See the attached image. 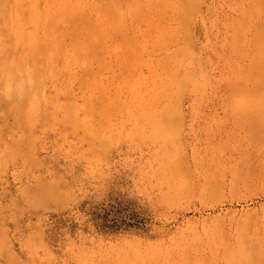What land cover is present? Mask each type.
Returning <instances> with one entry per match:
<instances>
[{
	"label": "rangeland",
	"instance_id": "obj_1",
	"mask_svg": "<svg viewBox=\"0 0 264 264\" xmlns=\"http://www.w3.org/2000/svg\"><path fill=\"white\" fill-rule=\"evenodd\" d=\"M109 1L0 0V264H264V0Z\"/></svg>",
	"mask_w": 264,
	"mask_h": 264
},
{
	"label": "bare ground",
	"instance_id": "obj_2",
	"mask_svg": "<svg viewBox=\"0 0 264 264\" xmlns=\"http://www.w3.org/2000/svg\"><path fill=\"white\" fill-rule=\"evenodd\" d=\"M78 1V0H77ZM109 1V0H108ZM111 2H112V0H110ZM109 1V2H110ZM178 1V0H177ZM180 1V0H179ZM101 2V1H100ZM102 2H104V1H102ZM107 2V1H106ZM181 3H179V2H174L176 5H182V4H184V6L182 7V8H185V9H187L188 11H189V9H190V7H191V10L190 11H193L194 10V3L192 2V1H190L189 2V0H182V1H180ZM1 3V2H0ZM69 3V2H68ZM82 3V2H81ZM99 3V2H98ZM264 3V2H263ZM75 4H78V3H75ZM85 4V3H84ZM109 4V3H108ZM108 4H106V5H108ZM94 5V4H93ZM100 5H101V3H100ZM103 5V4H102ZM110 5L112 6V4L110 3ZM109 5V6H110ZM178 5V6H179ZM10 6V5H9ZM78 6V5H77ZM98 6H99V4H98ZM105 6V5H104ZM108 6V7H109ZM111 6H110V8H111ZM113 6H114V4H113ZM169 6V3L168 2H166V7H168ZM6 7V6H5ZM5 7H2V5L0 6V21H3V19H4V8ZM97 7V6H96ZM102 7V6H101ZM101 7H99L100 9H101ZM108 7H106V8H108ZM188 7H189V9H188ZM10 8H11V6H10ZM72 8H73V6H72ZM79 8V7H78ZM93 8V7H92ZM98 8V7H97ZM97 8H95L96 10H97ZM105 8V7H104ZM71 9V8H70ZM113 9V8H112ZM185 9H183L184 11H185ZM11 10V9H10ZM68 10V9H67ZM81 10V9H80ZM79 10V11H80ZM186 10V11H187ZM72 10H70V11H68L69 12V15H70V12H71ZM103 11H105V9L103 10V8H102V12ZM188 11H187V13H188ZM18 12V11H17ZM16 12V13H17ZM68 12H67V14H68ZM98 12V11H97ZM102 12H100V13H102ZM106 12H108V11H106ZM105 12V13H106ZM73 13H74V8H73V12L71 13V15H73ZM87 13V12H86ZM100 13H98V14H100ZM118 13H119V8H118ZM180 13V12H179ZM64 14V13H63ZM66 14V13H65ZM75 14H77V12L75 11ZM9 16H10V14H8ZM83 15H85V14H83ZM181 15V14H180ZM77 16H78V14H77ZM101 16V15H100ZM106 16V15H105ZM184 16H185V14H184ZM183 16V17H184ZM104 17V16H103ZM103 17H102V19H103ZM9 17H7V19H8ZM11 18V17H10ZM9 18V19H10ZM61 19H62V16L60 17ZM59 18V19H60ZM69 18V17H68ZM99 18V17H98ZM185 18H188V16L186 17H184V19ZM58 19V20H59ZM89 18L87 17L86 18V21L88 20ZM92 19V18H91ZM90 19V20H91ZM163 19V18H162ZM189 19V18H188ZM76 21H78V20H76ZM5 22V21H4ZM3 22V23H4ZM92 22V21H91ZM96 22V21H95ZM103 22V21H102ZM58 23H60V21L58 22ZM93 23V25H94V21L92 22ZM104 23L106 24V21L104 20V22H103V26H104ZM68 24V23H67ZM81 25V24H80ZM185 25V24H184ZM5 26H6V24H5ZM12 27H13V24L11 25ZM77 26V25H76ZM85 26H87V23L85 24ZM96 26V25H95ZM12 27H11V30H12ZM81 27V26H80ZM83 27L84 26H82L81 28L83 29ZM96 28H99V27H95V29ZM93 29H94V27H93ZM103 28L101 27V33L103 32V30H102ZM16 30V29H15ZM13 31V30H12ZM17 31V30H16ZM84 32H85V29L83 30ZM95 31H97V30H95ZM99 31V32H100ZM18 32V31H17ZM88 32V31H87ZM88 34H89V32H88ZM88 34L86 35V36H88ZM17 35V34H16ZM18 36V35H17ZM20 36V35H19ZM5 37V36H4ZM14 37H16V36H14ZM1 39H4V38H0V40ZM9 39H11V38H9ZM13 39H17V38H13ZM14 41H16V40H14ZM18 41H19V39H18ZM1 42V41H0ZM97 42V41H96ZM139 42V41H138ZM3 42H1L0 43V54H5L6 53V46H5V44L3 45L2 44ZM19 43V42H18ZM31 43H33V45H32V48L34 49V47H35V44H36V42H34L33 40L31 41ZM98 43V42H97ZM260 45H263L262 43V41H260ZM4 46V48H3V46ZM136 45V44H135ZM137 45H138V43H137ZM37 46V45H36ZM38 47V46H37ZM39 48V47H38ZM94 49H95V51H97L96 52V54L97 55H99L100 54V56L102 55L101 54V52H102V50L99 48V47H97V48H95V46L93 47ZM56 49V48H55ZM94 49H92V51H94ZM3 50H4V53H2L3 52ZM141 55V54H140ZM0 56H2L3 57V60L0 62V78L2 79H0V82H3V80H4V86L3 87H5V89L2 87V85L0 84V87L3 89V90H5V94L7 95V96H10L11 98H12V95H14V94H19L20 92L22 93L23 91L25 92V90L23 89L24 88V86L27 84L29 87H31V84H30V82L29 81H31L32 82V76H31V74H30V72L28 71V70H26L23 74H24V76H25V78L26 79H28L27 81H25L24 80V78H23V76H22V72H21V68L19 67V65H20V63H19V61L18 60H16V59H11L10 60V58H8L7 56H4V55H0ZM83 60H85V58L83 59ZM28 62V61H27ZM33 63H34V61H33ZM36 63H38V62H36ZM36 63H34V64H36ZM256 65H255V67H257L258 69H260L261 71H263V75H264V64H262V62L261 63H255ZM82 65H84L85 66V64H84V61H83V64ZM37 66V65H36ZM35 67V66H34ZM36 69V68H35ZM256 69V68H255ZM87 70V69H86ZM257 71V70H256ZM255 71V72H256ZM257 73V72H256ZM96 74V73H95ZM95 74H94V77H95ZM259 74H260V71H259ZM258 75V74H257ZM257 75H255V76H257ZM94 77H91V78H94ZM88 78V77H87ZM86 78V79H87ZM179 80H181V81H191V82H194L195 83V81L198 83V85L199 86H201V87H203V85H205L204 84V81H203V79L201 78V75L196 71V69L194 68V67H192L191 65H190V63L189 62H186V66H185V68H182V72H181V74H180V76H179ZM91 81H93V79L91 80ZM175 82L174 83H176L177 84V82H176V80H174ZM168 83H166V84H164V86H166V87H168L169 86V81H167ZM171 84H173V82L172 83H170V85ZM245 84H247V83H245ZM248 85V84H247ZM263 86V85H262ZM240 85L239 86H237V89H240ZM258 87H260V85L258 86ZM32 88V87H31ZM164 90H162V91H164V93L165 92H167V93H169V92H173V90H169V89H165V88H163ZM235 89V88H234ZM3 90H1L0 91V95L2 96H4L5 94H3L2 92H3ZM23 92V93H24ZM2 93V94H1ZM21 93L19 94L20 95V98L19 99H21V97H22V95H23V93H22V95H21ZM9 97V98H10ZM8 98V99H9ZM10 98V99H11ZM6 99H7V97H6ZM7 99V100H8ZM157 99V98H156ZM10 102H11V100H9ZM21 102V101H20ZM261 102L263 103L264 102V99H261ZM91 103V102H90ZM89 103V104H90ZM88 104H86V106H87ZM73 110H74V113H75V111L77 110L75 107H73ZM2 113H4V111L2 112ZM6 113V112H5ZM87 113V112H86ZM85 113V114H86ZM2 115V114H1ZM4 115V114H3ZM87 115V114H86ZM85 119H87V118H85ZM82 120V122H83V119H81Z\"/></svg>",
	"mask_w": 264,
	"mask_h": 264
}]
</instances>
